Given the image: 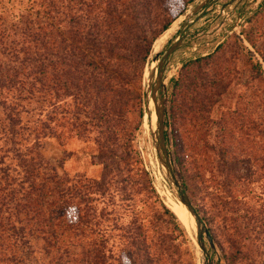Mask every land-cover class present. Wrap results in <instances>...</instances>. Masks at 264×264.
Here are the masks:
<instances>
[{"label": "rangeland", "instance_id": "rangeland-1", "mask_svg": "<svg viewBox=\"0 0 264 264\" xmlns=\"http://www.w3.org/2000/svg\"><path fill=\"white\" fill-rule=\"evenodd\" d=\"M163 1L158 11L163 10ZM257 1L165 0L170 16L181 8L183 13L172 20L168 32L156 37L163 35L157 50L154 39L141 73L126 70V78L107 93L112 132L104 119L84 114L75 119L70 98L58 100L49 91L46 101L32 98L17 107L27 142L36 119L44 118L46 134L39 152L59 174L76 184L100 178L102 160L112 169L105 192L95 187L86 191L88 204L96 210L64 236L69 253L58 259L50 249L44 252L43 242L34 237L15 249L30 255L29 264H89L83 248L91 247L95 237L98 242L105 238L103 260L96 264H200L194 224L188 219L182 224L175 214L176 220L172 219L165 209L173 212L168 199H177L152 140L156 119L149 84L157 68L153 55L157 51L160 57L179 34L182 43L163 69L170 160L184 172L186 192L214 235L212 264H264V0ZM48 4V0H0V24L12 28L19 21L23 26L20 17L27 14L53 20L52 12L44 13ZM222 6H236L232 15L244 18L240 35L223 36L227 21ZM140 16L147 20L148 7ZM144 24L148 27V22ZM130 31L131 37L137 35L135 24ZM257 62L261 74L253 66ZM174 77L176 82H171ZM100 153L108 157H98ZM8 162L15 164L13 159ZM234 198L237 203L230 202ZM76 217V209L69 208L65 219L74 225Z\"/></svg>", "mask_w": 264, "mask_h": 264}, {"label": "trees", "instance_id": "trees-1", "mask_svg": "<svg viewBox=\"0 0 264 264\" xmlns=\"http://www.w3.org/2000/svg\"><path fill=\"white\" fill-rule=\"evenodd\" d=\"M64 1V4H57L48 0L44 13L52 12L53 20L35 19L27 14L20 15L23 26L19 21L12 28L0 24V264H29L30 255L20 254L15 249L19 244H30L34 237L43 242L44 252L50 249V254L58 259L69 253L70 248L64 246V236L72 232L79 220L88 221L87 217L94 215V211H90L96 210L88 204L90 198L86 191L95 187L99 193L105 192L110 183L106 177L112 171L111 164L102 160V175L93 181H75V184L65 174H59L39 152L41 138L46 134L43 132L44 118L36 119L37 127L27 142L17 107L23 101L31 102L32 98L46 101L49 91V95L58 100L70 98L75 119L80 114L97 117L99 121L104 119L103 123L112 132L107 120L111 107L106 100L107 93L113 92L120 79L126 78V70L141 73L154 39L183 13L181 8L176 15L170 16L164 6L165 0ZM162 1L163 10L158 11ZM83 7L87 8L83 10ZM147 7L148 21L140 16ZM87 9L92 12L88 13ZM144 22H148V27ZM133 24L138 33L131 37ZM253 66L257 73H262L258 62ZM170 81L176 82L175 77ZM163 122L167 145L169 132L165 110ZM168 152L170 156L169 148ZM99 156L108 157L102 153ZM11 159L15 164H9ZM171 163L187 191L189 186L184 172L175 167L173 161ZM230 202L238 200L234 198ZM71 207L77 212L74 225L65 219ZM165 209L176 220L175 213ZM3 212L7 214L2 216ZM201 217L214 242L206 218ZM233 220L230 219V223ZM103 241L105 238L98 242L95 237L91 247L83 248L89 264L103 260L100 258L104 251Z\"/></svg>", "mask_w": 264, "mask_h": 264}, {"label": "water", "instance_id": "water-1", "mask_svg": "<svg viewBox=\"0 0 264 264\" xmlns=\"http://www.w3.org/2000/svg\"><path fill=\"white\" fill-rule=\"evenodd\" d=\"M182 40L183 34H179L178 38L164 50L160 57H158L159 52L157 51L153 55V60H157V68L153 82L152 84H149L156 119V126L152 129V140L158 162L163 168V174L167 182L170 184V188L174 193L175 198L186 208L188 222L194 224L193 235L199 249L200 264H212L209 256L210 251L214 249L212 236L201 215L182 186L181 181L175 175L164 135L163 116L167 87L163 79V69L166 60L181 45ZM152 73L153 71L149 76L150 81L152 80Z\"/></svg>", "mask_w": 264, "mask_h": 264}, {"label": "built area", "instance_id": "built-area-1", "mask_svg": "<svg viewBox=\"0 0 264 264\" xmlns=\"http://www.w3.org/2000/svg\"><path fill=\"white\" fill-rule=\"evenodd\" d=\"M235 9H236V6L234 7L226 6V8L222 6L220 8L221 13L225 15L224 20L227 21L226 26L223 27V33H222L223 36H226L232 33H235L236 35L241 34V24L243 23L244 18L239 13L232 15L231 11L234 12ZM231 16H232V19H231Z\"/></svg>", "mask_w": 264, "mask_h": 264}, {"label": "bare ground", "instance_id": "bare-ground-1", "mask_svg": "<svg viewBox=\"0 0 264 264\" xmlns=\"http://www.w3.org/2000/svg\"><path fill=\"white\" fill-rule=\"evenodd\" d=\"M169 29H167L165 31L168 32ZM164 33V34H165ZM161 35L160 37L156 38V40L153 43V49L157 50L160 45H161V39H162ZM177 201V200H176ZM175 200H173L172 198L168 199V206L169 208L175 213V215L177 216V218L181 221L182 224H185L187 221V213H186V208L182 205V203H180L179 201L176 202Z\"/></svg>", "mask_w": 264, "mask_h": 264}]
</instances>
